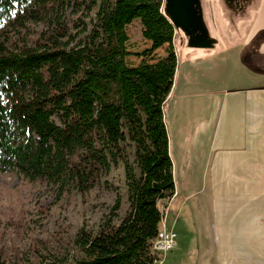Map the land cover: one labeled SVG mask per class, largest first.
<instances>
[{
  "label": "trees",
  "instance_id": "trees-1",
  "mask_svg": "<svg viewBox=\"0 0 264 264\" xmlns=\"http://www.w3.org/2000/svg\"><path fill=\"white\" fill-rule=\"evenodd\" d=\"M164 5L165 0H0V30L26 22L43 26L32 45L10 50L8 37L0 40V172L44 181L58 195L70 187L85 194L123 166L125 216L114 224L117 199L96 233L81 227L72 241L81 257L71 264L154 263L151 244L163 220L158 205L175 192L163 106L173 90L176 31ZM79 12L71 25L68 16ZM134 22L150 43L136 56L152 58L164 45L168 52L128 65L127 28ZM71 29L78 33L71 35Z\"/></svg>",
  "mask_w": 264,
  "mask_h": 264
},
{
  "label": "rangeland",
  "instance_id": "rangeland-1",
  "mask_svg": "<svg viewBox=\"0 0 264 264\" xmlns=\"http://www.w3.org/2000/svg\"><path fill=\"white\" fill-rule=\"evenodd\" d=\"M220 6L217 0H196L197 11L209 36L215 40L211 48L190 47L180 30H176L172 44L176 71L173 90L163 106V120L173 163L175 192L171 200L160 202L158 207L164 226L172 225L176 244L161 257L164 264H213L204 175L208 115L214 106L208 110L207 100L217 98L225 90L264 83V72L251 60L259 53L264 32L256 40L248 41V27L256 17L259 0L247 2L243 10L221 9ZM94 13L95 10L90 18ZM80 15V12L69 15L70 24L81 18ZM89 19L84 22L87 24ZM89 27L88 24L87 32ZM42 29L40 23L26 22L22 28L0 30V40L7 36L8 48L15 50L24 44L32 45ZM70 31L71 35L78 33L77 29ZM127 32V50L131 55L126 62L130 66L150 63L169 50L164 47L152 58L142 59L136 55L149 48L150 43L142 39L137 22L131 24ZM132 152L129 149L131 162ZM184 198L187 200L181 207ZM117 199L120 204L113 217L114 224H119L128 210L121 164L85 194L70 187L58 195L44 181L30 182L20 174L0 172V262L71 264L75 257H81L72 244L76 232L84 227L96 233L102 222L111 216Z\"/></svg>",
  "mask_w": 264,
  "mask_h": 264
},
{
  "label": "crops",
  "instance_id": "crops-1",
  "mask_svg": "<svg viewBox=\"0 0 264 264\" xmlns=\"http://www.w3.org/2000/svg\"><path fill=\"white\" fill-rule=\"evenodd\" d=\"M259 3L248 41L264 32V0ZM262 48L264 39L251 60L264 72ZM212 105L204 184L213 264H264V83L222 91L208 98L207 109Z\"/></svg>",
  "mask_w": 264,
  "mask_h": 264
},
{
  "label": "water",
  "instance_id": "water-1",
  "mask_svg": "<svg viewBox=\"0 0 264 264\" xmlns=\"http://www.w3.org/2000/svg\"><path fill=\"white\" fill-rule=\"evenodd\" d=\"M164 14L175 31L186 36L190 47L211 48L215 43L197 11L196 0H165Z\"/></svg>",
  "mask_w": 264,
  "mask_h": 264
},
{
  "label": "built area",
  "instance_id": "built-area-1",
  "mask_svg": "<svg viewBox=\"0 0 264 264\" xmlns=\"http://www.w3.org/2000/svg\"><path fill=\"white\" fill-rule=\"evenodd\" d=\"M160 225L163 226H159L157 236L151 244V251L155 257L153 264H162L161 257L173 250L176 244V235L164 226L163 220Z\"/></svg>",
  "mask_w": 264,
  "mask_h": 264
},
{
  "label": "flooded vegetation",
  "instance_id": "flooded-vegetation-1",
  "mask_svg": "<svg viewBox=\"0 0 264 264\" xmlns=\"http://www.w3.org/2000/svg\"><path fill=\"white\" fill-rule=\"evenodd\" d=\"M221 9L227 8L228 10H233L234 8H238V10H243L244 6L247 2H251L252 0H217ZM201 2V0H200ZM201 10V7H200ZM204 22V21H203ZM205 24V23H204Z\"/></svg>",
  "mask_w": 264,
  "mask_h": 264
}]
</instances>
